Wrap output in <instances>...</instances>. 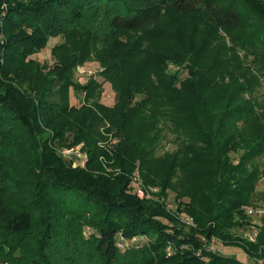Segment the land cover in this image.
Wrapping results in <instances>:
<instances>
[{"label":"trees","instance_id":"16d2710c","mask_svg":"<svg viewBox=\"0 0 264 264\" xmlns=\"http://www.w3.org/2000/svg\"><path fill=\"white\" fill-rule=\"evenodd\" d=\"M244 2L32 0L13 5L6 0L5 14L0 13L5 35L0 41V126L9 120L14 125L0 133V158L18 157L24 138L31 139L40 173L30 180L13 178L3 190L0 185V262L242 264L214 246L220 245L240 248L249 264H264V213L255 224L247 212L264 210V192L257 193L264 179V0L245 2L250 15L239 8ZM167 11H201L216 37L228 43L212 57H188L192 65L185 67L183 78L167 76L157 55L145 50L132 56L103 55L100 49L92 54L90 45L100 39L96 22L109 27L102 40L113 41L152 30ZM60 34L75 43L74 51L64 57L67 67H54L57 80L46 89L44 81L28 74L25 58L42 51L49 36ZM214 34L206 36L200 53L215 43ZM128 56H142L141 65L130 71ZM91 58L117 95L113 107L101 102L103 85L94 80L75 84L70 78ZM227 62H232L231 70L224 68ZM11 75L17 83L37 87L38 99L25 104L23 96L16 106L14 83L7 85ZM58 80L62 86L53 94L49 89ZM71 87L75 94L84 93L80 104L70 103ZM106 122L109 127L101 128ZM105 132L117 140L107 153L119 174L105 175L94 166ZM169 135L176 149L161 153ZM80 144L83 165L80 155L62 153ZM134 177L143 187L159 188V194L152 193L150 201L125 194ZM10 186L16 189L10 192ZM169 187L192 200L180 202L177 213L186 210L195 228L170 227L162 216H167L162 193ZM206 216L211 218L203 223ZM255 227L252 242L244 233Z\"/></svg>","mask_w":264,"mask_h":264},{"label":"rangeland","instance_id":"374dc122","mask_svg":"<svg viewBox=\"0 0 264 264\" xmlns=\"http://www.w3.org/2000/svg\"><path fill=\"white\" fill-rule=\"evenodd\" d=\"M32 0H9L13 5L20 4V3H30ZM245 2H252V0H244ZM244 2V7L239 5V8L243 9L244 15H250V12H247V4ZM6 0H2V4L0 6V13L2 12L5 14L6 8H7ZM250 21V20H249ZM249 21H247L248 24ZM251 24H256L255 22L250 21ZM84 26V24H83ZM86 26H84L85 28ZM95 27L97 29L96 33L98 34V37L100 38L99 41L96 44H91V51L92 54L95 55V50L100 49L103 55H116V56H123L125 54H130V56L136 54L140 49V51L145 50L144 53H151L157 55V57L160 59V63L158 64L161 66L162 71L164 70V73L171 77H179L183 78L187 75V71L185 70V67L187 65H192L191 61L188 59V57L196 56L198 53L202 56V54H207L208 56H214L218 49L223 46L225 42L228 43V41L224 39L217 38L214 32L212 31L211 24L205 14H203L201 11H196L190 14H178L172 11H167L164 13L163 17L160 19L158 24L153 28L152 30H147L145 32H141L138 34H131L126 36H117L113 41L109 40H102L108 33H109V27L104 22H96ZM212 31V32H211ZM209 34H214L213 38L215 39V43L210 48H206V52L200 53L198 50L201 45L205 44V38ZM5 38L4 35V21L0 20V41H3ZM69 39L66 38L65 35H51L48 37L46 47L38 52V51H32L29 52L26 55L25 62L30 63L29 69L31 72H28V74H32V78H40L42 82L44 81V87L47 89L50 85V82L53 80H57V72L54 69V67L57 64H62V66H66V63L64 62V57H70V53H73L74 47H72V43L70 45ZM145 44H148L149 48H141ZM148 49V51H146ZM107 50V51H106ZM4 51V50H3ZM21 53H25L24 49H20ZM130 60L132 61L131 69L130 71L138 68L141 65V61L143 60V57H130ZM63 58V61L60 62V59ZM210 65V61L207 62L204 67H207ZM166 66V67H165ZM227 68L228 70H231L233 68L232 62H227L224 66V68ZM196 69V68H194ZM185 70V71H184ZM99 72L102 71V69L99 67V64L94 59H87L84 61L83 64H80L76 69H74L71 80L75 84H82L85 85V82H89V80H94L95 83L101 84L102 88V96H101V102L107 106V107H113L117 95L113 91L112 86L110 83L105 82V79L103 76L99 75ZM91 73V74H90ZM30 76V78H31ZM10 78L15 81H9L10 83H14L15 91H11L12 96L11 99L13 100L14 104L16 106L19 105V98H22L23 96L26 98L25 104H27L29 101H35L38 99V93L35 91L37 90V87H33L34 89H30V83H17L16 76L11 75ZM55 82V81H54ZM61 81L59 80L49 89L53 94L55 91L60 87ZM67 87V86H66ZM65 88V87H64ZM72 91V94H70V103L71 104H80L84 101V93H74V87L70 88ZM264 89V88H263ZM36 92V93H35ZM264 95V90L261 91ZM91 103V102H90ZM32 110V107L29 108L27 113L30 114ZM9 114L7 116V119L9 118ZM12 120H9V122H5L4 126H0V133L5 131V127L9 126V128H12L14 123ZM8 124V125H7ZM109 127V124L107 122L101 125V128ZM103 130V129H102ZM106 133V132H105ZM104 136V139L97 144V147L101 149L102 151L97 155L98 159L95 161L94 166L98 170V172H103L105 175H113V174H119L118 165H116V162L110 159L109 153H107L108 146H114L116 144L117 140L112 138V134L106 133ZM169 140L164 143L163 149L161 151H174L176 149V146L171 142V136L169 135ZM24 143L26 145L23 148H20L18 151V157H13L12 160H5L4 158H0V185L2 186V190L9 186L8 183H13L14 179H24V180H30L32 178V175H39L40 171L36 168L35 165V155L31 152V149H33V144L31 143V139H25ZM81 146L78 145L76 147ZM74 147V148H76ZM72 149V148H71ZM62 150V148L58 149V151ZM65 150L69 149H64ZM104 151V153H103ZM62 152V153H63ZM106 152V153H105ZM159 153V154H161ZM71 155V154H70ZM76 155V154H72ZM71 155V156H72ZM68 156V155H66ZM65 156V157H66ZM103 156V158H102ZM1 157V155H0ZM106 159H105V158ZM80 162L79 164H85L86 156L81 155L80 156ZM101 163V164H100ZM158 172L161 171L160 165H157ZM115 176V175H114ZM13 179V180H9ZM157 184H161V182H157ZM13 184L12 186H14ZM20 186V183L18 184ZM16 187L19 188V190L23 189L22 186ZM118 186H113L114 192L118 190ZM159 186V185H158ZM16 187L8 188V191L12 192ZM21 188V189H20ZM125 194L129 195H136L138 198L146 201H150L153 197V194H159L160 190L157 187L147 186L143 187L142 182L139 180V178L134 177L131 184H128L126 187ZM144 192V195L140 194L139 192ZM176 191V192H175ZM172 188H166L165 191L162 193V204L166 209L167 216L162 215L164 218L167 219V222H171V226H190L194 227L196 226L195 222L193 221V217L188 215L186 210L182 213H177V206L180 202H190L192 201L190 198L186 197V195L183 193V195L178 191ZM7 190L2 192L3 196L7 197L6 194ZM264 192V179L258 184L257 186V193L262 194ZM153 193V194H152ZM150 195V197H149ZM158 196H155L153 199H156ZM205 206L208 205L207 200H204ZM183 209V208H182ZM252 213H250V210L248 214L252 217V220L255 221V224H260V219L262 214L264 213V210L256 212L257 210L253 209ZM199 213L201 216V212L197 211L195 214ZM172 216V217H171ZM174 217V218H173ZM206 219L203 221V223L211 218L205 217ZM3 219V218H2ZM2 219H0V222H2ZM166 223V221H164ZM35 230H41L40 226H36ZM86 234L90 233L91 230L88 228H85ZM238 231V230H237ZM200 234V233H198ZM202 235V234H200ZM199 235V236H200ZM244 235L248 238L249 241L255 240V237L257 235V229L256 227L252 230H248L244 233ZM146 239V238H145ZM145 239L141 238L139 239L141 242H144ZM214 242V240L212 241ZM215 244V243H213ZM215 247H218L217 250L223 252L224 254L234 256L240 263L242 264H249L251 261L248 258V255L246 252L242 251L240 248H234V247H227L224 248L220 245H214ZM0 264H5L0 262Z\"/></svg>","mask_w":264,"mask_h":264},{"label":"built area","instance_id":"2783aa9c","mask_svg":"<svg viewBox=\"0 0 264 264\" xmlns=\"http://www.w3.org/2000/svg\"><path fill=\"white\" fill-rule=\"evenodd\" d=\"M63 154L66 156V155H70V154H76V155H80V146L79 147H76V148H72V149H69V150H65L63 152ZM141 195L143 194L144 195V192L140 191L139 192ZM250 213H252V211H250ZM258 213V212H257Z\"/></svg>","mask_w":264,"mask_h":264},{"label":"crops","instance_id":"0c3cea01","mask_svg":"<svg viewBox=\"0 0 264 264\" xmlns=\"http://www.w3.org/2000/svg\"><path fill=\"white\" fill-rule=\"evenodd\" d=\"M255 222V221H254ZM256 223V222H255Z\"/></svg>","mask_w":264,"mask_h":264}]
</instances>
